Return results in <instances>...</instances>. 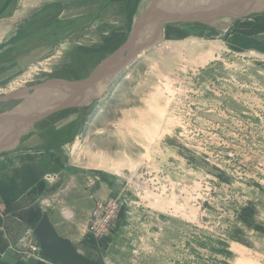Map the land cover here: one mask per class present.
<instances>
[{"label":"rangeland","instance_id":"1","mask_svg":"<svg viewBox=\"0 0 264 264\" xmlns=\"http://www.w3.org/2000/svg\"><path fill=\"white\" fill-rule=\"evenodd\" d=\"M156 1L0 0V115L90 77ZM164 28L110 85L0 154V168L41 174L16 217L3 206L25 254L46 214L97 264H264V12ZM110 201L94 238L91 212Z\"/></svg>","mask_w":264,"mask_h":264},{"label":"water","instance_id":"2","mask_svg":"<svg viewBox=\"0 0 264 264\" xmlns=\"http://www.w3.org/2000/svg\"><path fill=\"white\" fill-rule=\"evenodd\" d=\"M158 1L159 5H162L163 2ZM179 1L181 0H177V2H174L175 4L164 8L158 5L159 7L150 9L136 25L123 46L107 58L87 79L78 82L58 80L38 89L37 94L40 95V100L48 99L49 103L52 101L51 104L48 103L41 114L36 116L26 115L29 118L28 122L19 119L16 125H22V130L18 131L19 135L17 138L14 136V141L11 143L7 140L9 137H6L5 142L3 138L0 139V152L14 147L19 142L20 136L25 133L24 127L30 128L36 120L39 121L50 114L79 106L81 101L78 102L75 99H81V95L85 96L88 93L93 95L95 92L104 89L105 86L110 85L120 72L131 64L138 53L152 48L162 40L163 28L166 24L177 22L213 24L214 20L224 17L238 18L242 16L244 18L264 12V0H212L191 7L184 5L182 2L178 5ZM2 118H0V124L7 121L4 117ZM12 124L15 125V122ZM9 126L7 125L6 128H9ZM2 127H5V125H2ZM34 233L39 240L43 257V260H40L37 264H97L83 256L68 238L61 236L46 214L42 216L35 227Z\"/></svg>","mask_w":264,"mask_h":264},{"label":"crops","instance_id":"3","mask_svg":"<svg viewBox=\"0 0 264 264\" xmlns=\"http://www.w3.org/2000/svg\"><path fill=\"white\" fill-rule=\"evenodd\" d=\"M166 1L167 0H165V2ZM181 2L184 3V5H187L186 0L179 1V4H181ZM36 5H38V3ZM159 6H158V0H157L156 2L153 3V6L150 9H154ZM141 19L142 17L139 19V21ZM48 94H50V92H48ZM39 96L40 95L38 94L37 96H35V100L28 102L29 105L21 106L18 109L16 108L13 111L12 110L9 112L7 111L5 112V114H3V116L0 115V117H4V119L8 120L0 124V132H1V129H3V131H8L7 133L0 134V138H2V136L7 134V138L9 137L8 138L9 142L10 143L13 142L14 141L13 137L15 136L17 138V136L19 135L18 131L22 129V125H18V124L16 125L19 119H23L26 122H28L29 118L26 117V115L36 116L37 114H41V112L46 108L45 106H46V102L48 101V99L40 100ZM49 104H51V102ZM37 121L38 120H36L35 122ZM14 122L16 125L15 128L4 129L6 127H2V125H5V124L11 125ZM31 126L32 128H34L33 124ZM24 136L26 135L22 134L20 136V139L18 140L19 142L15 144L14 147L9 148L8 150H5L3 152L11 151L15 148H18V146L21 143L23 144L25 142ZM3 152H0V154ZM24 167L25 166H21V165H9L6 167L2 166V168H0V203L5 208L7 207V211H8L7 217L9 216L16 217V214L18 213V211L22 210L19 206V202L23 199V197L30 194V192L33 191V188L37 184L40 183L41 174L37 173V170L34 169V166L31 165L30 170ZM52 223H53V226L56 228V224L53 220H52ZM7 232H8V236H3V235L0 236V264H37L38 263L37 261H32V259H30V257L27 254H25L24 251L16 247L17 245H15V241L13 240L14 237L12 236V233H10L9 224H7ZM24 238H28L27 244L25 246H19L20 248L29 247V244L31 241V235L27 234L22 239ZM66 238H68L72 243H74V241L71 238L69 237H66ZM22 239H20L19 243H21Z\"/></svg>","mask_w":264,"mask_h":264},{"label":"built area","instance_id":"4","mask_svg":"<svg viewBox=\"0 0 264 264\" xmlns=\"http://www.w3.org/2000/svg\"><path fill=\"white\" fill-rule=\"evenodd\" d=\"M116 210V201H110L109 203L101 202L96 205L90 216V232L94 236V238H100L108 230V227L113 220ZM5 211L6 210L4 209L3 205L0 203V236H7V234L5 233L4 225V213H6ZM62 213L68 219H71L73 216L70 210H68L67 208H64L62 210ZM1 218H3V220ZM27 240L28 238H24L19 244L21 246H25L27 244ZM29 247L32 250L27 254L30 259L36 261L43 260L38 241H35L34 243L30 241Z\"/></svg>","mask_w":264,"mask_h":264},{"label":"bare ground","instance_id":"5","mask_svg":"<svg viewBox=\"0 0 264 264\" xmlns=\"http://www.w3.org/2000/svg\"><path fill=\"white\" fill-rule=\"evenodd\" d=\"M168 1H170V2H165V4L164 5H162L161 7H165V6H170V5H172L171 3H173V2H177V1H175V0H168ZM205 1H212V0H186V2H187V5H189L190 7L191 6H194L195 4H200V3H202V2H205ZM173 4H175V3H173ZM178 5H179V3H178ZM217 7V6H216ZM195 9H196V7H194ZM196 10H199L198 8L196 9ZM165 29V28H164ZM80 108V107H79ZM73 109H75V108H73Z\"/></svg>","mask_w":264,"mask_h":264},{"label":"flooded vegetation","instance_id":"6","mask_svg":"<svg viewBox=\"0 0 264 264\" xmlns=\"http://www.w3.org/2000/svg\"><path fill=\"white\" fill-rule=\"evenodd\" d=\"M68 109H69V108H68ZM63 111H68V110H63ZM63 111H62V112H63ZM60 112H61V111H59V112H57V113H60Z\"/></svg>","mask_w":264,"mask_h":264}]
</instances>
